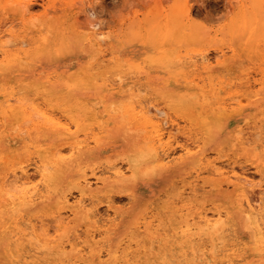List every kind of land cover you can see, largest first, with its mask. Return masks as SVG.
I'll return each mask as SVG.
<instances>
[{
	"label": "rangeland",
	"instance_id": "rangeland-1",
	"mask_svg": "<svg viewBox=\"0 0 264 264\" xmlns=\"http://www.w3.org/2000/svg\"><path fill=\"white\" fill-rule=\"evenodd\" d=\"M14 3H27V15L23 10L4 7ZM4 16L13 18L17 27L9 33L16 41V48L8 49L6 54L3 43L7 36L0 28V52L3 53H0V106L23 103L28 106H24L26 110L33 112L30 107L39 104L41 108L45 106L43 109L51 107L54 120L75 123L70 125L71 131L62 127L55 129L52 122L49 124L33 113L34 117L30 115L29 120L23 118L16 124L9 112H0L2 145L10 146L9 140L14 139V148L0 152V198L3 197L0 215L5 214L7 219L0 221V264H91L93 260L98 264L107 259L108 249L119 251L122 258L130 252L129 258L143 261L162 259L165 248V254L171 253L172 258L171 245L160 243L167 238L165 226L180 219L187 221L195 213L196 222L202 210L210 215L224 209V216L228 217L230 209L232 216L228 224L232 233L237 227L244 231L246 221L241 217L239 221L235 219L240 193L224 181L223 187L215 186L213 183L225 175L211 174L207 160L215 159L218 165L223 164V169L234 166L236 170H243L258 184L254 193L260 188L264 190L259 187L261 175L258 171L264 168L261 158L264 154V0H0V17ZM91 22L94 25L89 26ZM93 26L98 32H104L101 43L87 38ZM164 55L167 56L164 58ZM136 66L143 67L144 71H134ZM40 75L44 77L38 83L36 78ZM52 84L58 86V91L51 90ZM182 90L186 92L185 96H182ZM17 97L26 101L11 100ZM133 97L136 105L140 101L157 104L164 110L162 117L174 120L170 146L166 149L163 150L160 142H154L157 135L151 123L138 128L119 116V108L125 104L131 106ZM154 121L161 124L165 121L163 124L168 125L166 120ZM76 123L80 125V135L75 134ZM114 128L115 136L111 135ZM241 129L252 132V136H248L253 143L241 139ZM256 131L259 135L253 134ZM99 140H105V143L99 144ZM78 142L84 145L83 153L76 150ZM146 142L159 147L158 153L163 151L158 157L168 156L169 161L167 158L164 161L174 173L163 177L161 166L152 164V158L142 157L138 168L141 175H133L136 170L127 156L130 153L145 154L149 151ZM185 147L190 148V154L183 152ZM102 148L93 156L84 155L87 149ZM55 149L58 150L53 152ZM67 150L68 154L73 150V154H64ZM40 160L46 163L42 169L49 176L47 188L46 185L41 188L45 180L34 171ZM25 163H29L28 168L32 167L29 169L32 181L40 184L43 197L19 208L16 207L18 204L12 207L9 192L13 187L12 184L10 190L4 187L5 176L13 177V171ZM112 167L120 168L130 184L93 182L92 194L77 193L78 180L84 174L94 180L89 174L92 169L106 181H115ZM103 169L107 171L103 172ZM9 171L12 176L8 175ZM145 173L150 174L145 177ZM64 194L68 200L71 198L69 202L59 199ZM140 195L143 197L140 208L145 212L143 221L126 230L117 246L115 230ZM81 198L86 202L84 210L87 209L92 217L75 208L77 199ZM92 198L96 199L92 201ZM113 214L117 216L112 217ZM19 220L23 223L26 220V225ZM28 222L35 224L36 235L26 234ZM100 225L104 228H98ZM65 229L71 236L64 235ZM57 232L61 235L57 236ZM52 236L56 239H51ZM153 237L157 238L155 242ZM196 237L195 243L203 251L200 238ZM239 238L252 243L248 259L252 260V256L261 259L258 250L251 253V248L256 247L254 236ZM71 243L79 250L75 251ZM59 244L61 251L55 250ZM206 247L209 249L207 258H212L210 239ZM179 252L180 249H176L178 259ZM97 254H100L99 258Z\"/></svg>",
	"mask_w": 264,
	"mask_h": 264
},
{
	"label": "bare ground",
	"instance_id": "bare-ground-1",
	"mask_svg": "<svg viewBox=\"0 0 264 264\" xmlns=\"http://www.w3.org/2000/svg\"><path fill=\"white\" fill-rule=\"evenodd\" d=\"M189 11V10H188ZM187 11V12H188ZM189 13V12H188ZM193 13H194V11H193ZM187 16H189V15H187ZM190 18V17H189ZM91 25H94V23H90V25L89 26H91ZM96 25V24H95ZM89 28V27H88ZM92 28V27H91ZM93 30H92V33H90V35L89 36H87V38L88 39H90L91 41H93V42H97V43H101V39H102V37H103V34H104V32L102 33V32H98L96 29H95V27L93 26ZM87 30H89V29H87ZM105 36V35H104ZM64 40V39H63ZM66 40V39H65ZM68 40V39H67ZM45 41V40H44ZM84 41V40H83ZM1 42H3V41H1ZM22 42V41H21ZM25 41H23V43H24ZM66 41H64V44L67 46L68 45V43L66 44L65 43ZM68 42V41H67ZM22 43V44H23ZM103 43V42H102ZM3 44H5V43H3ZM55 44V43H54ZM57 44V43H56ZM107 44V43H106ZM51 45H53V44H51ZM65 45H64V47H65ZM101 45V44H100ZM56 46V45H55ZM59 46V45H58ZM57 46V47H58ZM95 46V45H94ZM63 47V46H62ZM102 47V46H101ZM148 47V46H147ZM166 47V46H165ZM16 48V47H15ZM14 48V49H15ZM150 48V47H149ZM0 49H2V48H0ZM25 49V48H24ZM23 49V50H24ZM53 49V48H52ZM58 49H60V47L58 48ZM62 49V48H61ZM60 49V50H61ZM67 49H69V47H67ZM146 49V48H145ZM66 50V49H65ZM148 50V49H147ZM4 51V50H3ZM2 51V52H3ZM149 51V50H148ZM162 51V50H161ZM59 52H61V51H59ZM147 52V51H146ZM1 53V52H0ZM54 54H55V51L53 52ZM167 53H169V52H167ZM1 54H3V53H1ZM103 54H105V53H103ZM144 54H146V53H144ZM9 55V54H8ZM14 55V54H13ZM58 55V54H57ZM169 55V54H168ZM10 56V55H9ZM156 56H158V55H156ZM167 56V55H166ZM165 55H164V58L166 57ZM12 57V56H11ZM14 57V56H13ZM155 57V56H154ZM163 57V56H162ZM1 58V57H0ZM147 58V57H146ZM152 58H153V56H152ZM157 58V57H156ZM93 59V58H92ZM134 59V58H133ZM148 59V58H147ZM111 60H112V57H111ZM131 60V59H130ZM154 60V59H153ZM133 61V60H132ZM151 61V60H150ZM92 62V61H91ZM90 62V63H91ZM138 62H140V61H138ZM137 62V63H138ZM153 62V61H152ZM136 63V64H137ZM134 64V63H133ZM168 68V67H167ZM44 72H46V71H44ZM171 72V71H170ZM43 77H44V75H40L39 77H37L36 78V81L39 83L40 81H43L42 79H43ZM47 77H48V75H47ZM51 77V76H50ZM124 77V76H123ZM175 77H176V74H175ZM45 78H46V76H45ZM117 78H119L118 77V75H117ZM177 78V77H176ZM112 82V81H111ZM10 84V83H9ZM12 84V83H11ZM106 84H108L107 83V81H106ZM165 84H166V82H165ZM109 85V84H108ZM6 87H7V85H6ZM7 88H9V87H7ZM6 88V89H7ZM5 88H4V90H6ZM15 90H17V89H15ZM51 90L52 91H58V86H56V84H52V86H51ZM181 93L183 94L182 96H185L186 95V92L185 91H181ZM20 97V96H19ZM18 98V97H17ZM201 98V97H200ZM24 99V98H23ZM19 100V98L18 99H14V98H11V100H13V101H22V102H25L24 100ZM9 100H10V98H9ZM45 100V99H44ZM8 100H6V102H7ZM174 101V100H173ZM172 101V102H173ZM42 102L43 103H45V101H43L42 100ZM175 102V101H174ZM21 103V102H20ZM19 103V104H20ZM29 103V102H28ZM59 103V102H58ZM15 104V103H14ZM31 104H32V102H31ZM44 105V104H43ZM46 105V104H45ZM138 107H136L134 110H133V108H132V106H129V105H123L122 107H120L119 109H120V114H119V116L120 117H123L126 121H128V122H130L131 123V125H133L134 127H140L142 124H146V123H151L154 127H155V130H156V135H157V137H156V141L154 140V142H160L161 143V137H163V140H164V138H165V136L167 137V139L166 140H164V142H165V144L163 145V150L164 149H166V146L167 145H169V138H171V136H172V128H174L175 127V123H174V120L173 119H171V118H169V117H162V113L164 112V110H163V108H160L157 104H142V102L140 101V102H138ZM24 106H26V105H24ZM23 106V103L21 104V105H13L12 103H6L3 107H1L0 106V112H2V111H7V112H9V114H10V117L11 118H13V120H15L16 121V124H17V122L18 121H20L21 119H23V118H25V119H28V118H30V115L31 116H33L34 117V115H33V113H35V114H37L39 117H42V118H44V119H46L47 121H49L48 123L50 124V122H52L55 126L53 127V125H52V127L53 128H55V127H57V128H59V127H61V125H66V124H69V122H66V123H63V122H60V120H54V116H52L51 117V107H49V108H47V109H43V108H41L40 106H39V104H34V105H32L31 107H30V109L31 110H34L33 112H30L29 110H26V108ZM179 106V105H178ZM27 108H28V106H26ZM222 109H225V107L224 106H222L221 107ZM221 111V110H220ZM60 113H61V111H59ZM217 112H219V111H217ZM49 113H50V115H49ZM64 113V112H63ZM220 114V113H219ZM165 116V115H164ZM28 117V118H27ZM67 117V116H66ZM133 118V119H132ZM203 118H205V117H203ZM33 119V118H32ZM67 119V118H66ZM73 119V118H72ZM154 119H162V120H166L167 122H168V125L167 126H165V124H161V123H158V122H155L154 121ZM29 120V119H28ZM27 120V121H28ZM39 121V120H38ZM75 121V120H74ZM35 122V121H34ZM21 123V122H20ZM23 123H25L24 122V120H23ZM36 123V122H35ZM39 123H40V121H39ZM48 123H47V125H45V126H48ZM75 123V122H74ZM73 124V123H72ZM164 125V126H163ZM207 125V124H206ZM75 126H76V124H75ZM170 127V128H169ZM207 127H209V124H208V126ZM258 127V126H257ZM257 127H255L256 129H257ZM260 128V127H259ZM56 129V128H55ZM63 129H66V130H68V128H63ZM262 129V128H261ZM13 130V129H12ZM23 130V129H22ZM174 130V129H173ZM207 130V129H206ZM260 130V129H259ZM25 131V130H24ZM98 131H100V130H98ZM101 131H103V130H101ZM129 131V130H128ZM81 132H83V131H81ZM86 132H88V131H86ZM24 133V132H23ZM90 133V132H89ZM115 133H117L116 132V129L114 128V130L111 132V135H113V136H115L114 134ZM259 131H256L255 133H253V134H258L259 135ZM19 134V133H18ZM97 134V133H96ZM150 134V133H149ZM239 134H242V137H241V139H244V140H246V142H252L251 141V137H249L248 135L250 134L251 136H252V132H248V131H244V129H241V131L239 132ZM78 135H80V134H78ZM98 135V134H97ZM100 135V134H99ZM151 135V134H150ZM200 135H201V133H200ZM208 135V134H207ZM264 135V134H263ZM10 136L11 137H13L11 134H10ZM254 136V135H253ZM24 137H25V134H24ZM77 137V136H76ZM76 137H74V138H76ZM87 137V136H86ZM89 137V136H88ZM147 137V136H146ZM189 137H191V136H189ZM193 137H195V136H193ZM27 138V137H26ZM254 139H257V138H255V137H253ZM1 139H3L4 140V137H0V152H4V150H6V149H12V148H14V145H12V141L14 140V139H12L11 138V140H9V142L11 143V145L10 146H4V145H2L3 144V141H1ZM147 139V138H146ZM27 140V139H26ZM83 140V139H82ZM88 140V139H87ZM92 140H93V138H92ZM91 141V140H90ZM105 140H99V141H97V142H99V144L101 143H105L104 142ZM235 141V140H234ZM263 141V140H262ZM93 142V141H92ZM153 142V141H152ZM244 143V144H246L247 145V143ZM254 142V141H253ZM252 142V143H253ZM71 143V142H70ZM90 143V142H89ZM147 143V142H146ZM199 143V142H198ZM256 143H258V141L256 142ZM98 144V143H97ZM98 144V145H99ZM141 144V143H140ZM75 145V144H74ZM142 145V144H141ZM155 145V144H154ZM183 145H186V144H183ZM240 145V144H239ZM263 145V144H262ZM43 146H45V145H43ZM50 146V145H49ZM54 146V145H53ZM66 146V145H65ZM84 145H82V144H80V142H78L77 143V149L76 150H78V151H80L81 153H83L82 151H85V148H82ZM160 146V145H159ZM170 146V145H169ZM188 146V145H187ZM195 146V145H194ZM252 146H256V145H252ZM40 147V146H39ZM61 147H62V145H61ZM140 146H138V148H139ZM145 147L147 148V149H149V151H147L145 154H138L137 155V153H130V155H128L127 156V158H128V160H129V162H132L133 163V165H134V169L136 170V172L133 174L134 176L135 175H138V176H140L141 174H140V172L138 171V168L140 167V163L142 162V157H146L147 159H150V158H152L153 159V161L154 162H152V164L154 163V165L155 166H161L162 167V176L163 177H168L169 175H171L172 173H174V172H172V171H174V170H172L170 167H168L167 165H166V161H164L167 157H158V154H160V153H162V152H160V153H158V149H159V147H158V149H157V146H153V143L152 144H145ZM192 147V146H191ZM232 147V146H231ZM263 147V146H262ZM56 148V147H55ZM76 148V147H75ZM101 148V147H100ZM100 148H98V149H100ZM98 149H87V150H89V151H87L86 150V152H84V155H90V156H93V155H95L97 152H100V151H102L103 150V148L101 149V150H98ZM256 149V148H255ZM255 149H253V150H255ZM49 150V149H48ZM56 150H58V149H55V150H53V152L54 151H56ZM74 150V149H73ZM73 150H71V154H73ZM141 150H142V148H141ZM257 150V149H256ZM32 151V150H31ZM30 151V152H31ZM69 151H70V149H69ZM68 150H67V153L65 152L64 154H68V153H70ZM144 151V150H143ZM186 152V153H188V154H190V148L189 147H185V150H183V152ZM258 151V150H257ZM52 152V153H53ZM165 152H169V151H166L165 150ZM182 152V153H183ZM264 152V151H263ZM32 153H33V151H32ZM59 153V152H58ZM57 153V154H58ZM144 153V152H143ZM194 153H196V152H194ZM200 153V152H199ZM258 153V152H257ZM37 154V153H36ZM35 154V155H36ZM55 154V153H54ZM63 154V153H62ZM61 154V155H62ZM63 154V155H64ZM71 154H68L67 156H69V155H71ZM168 154V153H167ZM60 155V156H61ZM182 155V154H181ZM206 155V154H205ZM219 155V154H218ZM258 155V154H257ZM50 156V155H49ZM67 156H64V157H67ZM170 157L172 156V155H169ZM179 156V155H178ZM197 156V155H196ZM195 156V157H196ZM208 156V155H207ZM222 156V155H221ZM54 157V156H53ZM53 157H52V159H53ZM59 157V156H58ZM177 157V156H176ZM203 157H204V155H203ZM258 157H259V155H258ZM29 158V157H28ZM38 158V157H37ZM36 158V159H37ZM63 158V157H62ZM61 158V159H62ZM173 158V157H172ZM168 159V161H169V158H167ZM166 159V160H167ZM176 159V158H175ZM177 159H178V157H177ZM207 159H209V158H207ZM202 160H205V159H202ZM37 161V160H36ZM172 161V160H171ZM174 161H176V160H174ZM236 161V160H235ZM200 162V161H199ZM223 162V161H222ZM221 162V163H222ZM226 162H228V161H226ZM230 162V161H229ZM234 162V161H233ZM232 162V163H233ZM54 163V162H53ZM52 163V164H53ZM196 163H198V162H196ZM207 163L209 164V166H210V171H211V174H216V175H225V177L223 178V179H221V180H218L217 182H215V183H213L215 186H217L218 188H221V187H223V181H224V184L225 185H231V186H233V187H235V189L236 190H238V192L240 193V197H239V199H238V203H237V207H236V209H237V217H235V219H236V221L238 220L239 221V217H241L244 221H246V219H247V217L250 215L251 217H252V223L254 224V223H256V221H257V218H258V216H259V214H260V200H261V197H262V195H264V190H262L261 188H260V190L258 191V193H254V188H255V186H257L258 184L257 183H255V182H253L252 181V179L248 176V175H250V174H245L244 173V171L243 170H241V171H239L238 169L236 170V167H234V166H230L229 168H227V169H223V164H221V165H218L217 164V162L215 161V159H212V160H207ZM10 164V163H9ZM21 164V163H20ZM151 164V165H152ZM194 165H195V163H193ZM208 164H206V166L208 165ZM227 164V163H226ZM235 164V163H234ZM22 165H24V168H23V170H21L20 169V167L18 168V170H14L13 172V174H11L10 172L11 171H9L8 173H10V174H8V175H13V177H18L19 178V180H18V184H17V182H10L9 184L5 181V180H3V181H5V184L6 185H4V183L2 184V185H4V187H6L7 189H11L12 187V189H11V191L9 192V196L10 197H12L11 198V202H12V207H14L15 205H17L16 207H18L19 208V206H21L22 204H24V203H31L32 201H34L35 199H37V198H42L43 197V193H42V191L40 190V187H39V185L38 184H36L35 182L33 183V181H32V175L30 174V172H29V169L30 168H32V167H30V168H28V166H29V163H25V164H22ZM46 165V163H44V162H42V160H40V162H38V163H36V165H35V167H34V171L38 174V175H40V177L42 178L41 180H45V182H43L42 183V181H41V183H42V186H41V188H43V187H45V185H46V188H47V181H46V179H47V177H49L45 172H44V169H42V166L44 167ZM56 165V164H55ZM114 165V164H113ZM116 165V164H115ZM125 165V164H124ZM150 165V164H149ZM232 165V164H231ZM32 166H34V165H32ZM87 166V165H86ZM228 166V165H227ZM226 166V167H227ZM237 166V165H236ZM239 166V165H238ZM16 167V166H15ZM49 167V166H48ZM77 167V166H76ZM80 167V166H79ZM81 167H83V165L81 166ZM85 167V166H84ZM83 167V168H84ZM111 167V166H110ZM123 167V166H122ZM145 167V166H144ZM154 167V166H153ZM204 167H205V164H204ZM208 167V166H207ZM14 168V167H13ZM45 168V167H44ZM83 168H80V169H83ZM85 168H87V167H85ZM84 168V169H85ZM109 168V167H108ZM200 168V167H199ZM209 168V167H208ZM225 168V167H224ZM77 169H78V167H77ZM95 169V168H94ZM122 169V168H121ZM171 169V170H170ZM240 169H241V166H240ZM31 170V169H30ZM47 170V169H46ZM93 170V169H92ZM91 170V172H89V174L91 173L92 174V179L94 178V180L93 181H91V180H89V179H91V178H89L88 179V177L84 174L83 176H82V178L80 179V180H78V183H77V185H78V189H79V192H77V193H79V195H84V194H87V193H89V194H92L91 192V184L94 182V183H102L103 185L104 184H107V183H120L121 185H128V184H130V181L129 180H127L126 178H124V176L122 175V173H121V170H120V168H113L112 167V173L114 174L113 176H115V178H117L115 181H106V179L104 178V177H100L99 175H96L95 174V172L94 171H92ZM109 170V169H108ZM151 170V169H150ZM191 170H192V168H191ZM85 171V170H84ZM87 171V170H86ZM101 171V170H100ZM105 171H107L106 169L104 170L103 169V172H105ZM111 171V170H110ZM128 171V170H127ZM185 171V170H184ZM194 171V170H193ZM198 171V170H197ZM79 172H82V170L81 171H79ZM102 172V171H101ZM109 172V171H108ZM107 172V173H108ZM124 172V171H123ZM148 172V171H147ZM201 172V171H200ZM208 172H209V170H208ZM32 173V172H31ZM97 173V172H96ZM130 173H132V172H130ZM129 173V174H130ZM144 173V172H143ZM189 173V172H188ZM197 173V172H196ZM88 174V175H89ZM100 174V173H99ZM111 174V173H110ZM128 174V175H129ZM191 174H193V173H191ZM105 175V174H104ZM104 175H102V176H104ZM127 175V174H126ZM165 175V176H164ZM109 176V175H108ZM111 176H112V174H111ZM133 176V177H134ZM187 176V175H186ZM189 176V175H188ZM5 177H10V176H5ZM39 177V178H40ZM107 177V176H106ZM183 177V176H182ZM39 178H38V180H39ZM67 178H69V177H67ZM107 178H109V177H107ZM78 179V178H77ZM110 179H113V178H110ZM76 180V179H75ZM132 180H133V178H132ZM68 181V180H67ZM73 181V180H72ZM254 181H256V180H254ZM74 182V181H73ZM257 182V181H256ZM259 182V181H258ZM72 183V182H71ZM8 184V185H7ZM11 184H12V187H11ZM9 185H10V188H9ZM30 185H35V187H33V188H31L30 190H27V186H30ZM53 185V184H52ZM98 185V184H97ZM194 186V185H193ZM17 187H19V189H21V191H18L17 190ZM259 187H261V185L259 186ZM45 188V189H46ZM119 188V187H118ZM121 188V187H120ZM185 188V187H184ZM197 188V187H196ZM196 188H195V190H196ZM199 188V187H198ZM197 188V189H198ZM2 189V188H1ZM126 189V188H125ZM124 189V190H125ZM199 189H202V188H199ZM122 190V189H121ZM5 191V190H4ZM77 191V190H76ZM129 191V190H128ZM6 192V191H5ZM51 192V191H50ZM126 192H127V190H126ZM4 193V192H3ZM75 193V192H74ZM8 194V193H7ZM69 194V193H68ZM94 195V194H93ZM69 196V195H68ZM72 196H73V194H72ZM104 196H105V194H104ZM75 197H76V195H75ZM85 197H87V196H85ZM3 198V197H2ZM2 198H0V199H2ZM183 198V197H182ZM61 201H64V202H66L67 200H68V197H67V194L65 195H62L61 196V198H59ZM71 198L69 197V200H70ZM73 199V198H72ZM84 199V198H83ZM83 199L81 198L80 200L79 199H77L78 200V202H77V204H76V206H75V208L77 209V210H80L81 212H83L84 213V215L85 216H90V215H88V212H87V209L86 210H84L85 209V203L86 202H83ZM88 199H90V197L88 198ZM94 199H96V198H92V201L94 200ZM69 200H68V202H69ZM87 200V199H86ZM85 200V201H86ZM1 201H3V200H1ZM89 201V200H88ZM88 201H87V203H88ZM182 201H184V200H182ZM56 202V201H55ZM90 202H91V200H90ZM142 202H143V197H142V195H140V196H138L137 197V199H136V201L134 200V204L131 206V208L129 209V210H127V213H125V215H124V218H123V222H122V224H121V226L119 227V228H117L116 230H115V232L117 233V236H116V238H117V241L115 242V244L118 246V245H120L121 244V242H122V239H123V237H124V235L127 233L126 232V230H131V229H133V228H135L136 226H137V224L138 223H140L141 222V220H142V218H144V215H145V212L144 211H141V204H142ZM58 203H60V204H62L63 202H58ZM59 204V205H60ZM210 204V203H209ZM11 205V204H10ZM182 205V204H181ZM192 205H194V204H192ZM188 206V205H187ZM197 206V205H196ZM11 207V208H12ZM64 207H67V206H64ZM88 207H89V205H88ZM87 207V208H88ZM91 207V206H90ZM89 207V208H90ZM218 207V206H217ZM57 208V207H56ZM60 208V207H59ZM185 208H186V206H185ZM208 208V207H207ZM61 209V208H60ZM67 209V208H66ZM91 209H94L93 207L91 208ZM194 209H196V208H194ZM200 209V208H199ZM180 210V208L177 210V211H179ZM197 210V209H196ZM66 211V210H65ZM95 210H93V212H94ZM209 211H210V209H209ZM62 212V211H61ZM66 212H68V211H66ZM97 212V211H96ZM65 213V212H64ZM210 213V212H209ZM209 213H207L206 212V210H202L200 213H199V216H198V220L196 221V222H194L195 224H196V227L194 228V232H196V233H198L199 232V221L201 220V219H204V221H205V224L207 223V221H208V219H211L212 220V223L213 224H215V222H216V219L217 218H220V211L218 210V211H216V212H212L210 215H209ZM23 214V213H22ZM67 214V213H66ZM71 214V213H70ZM196 214V213H195ZM47 215V214H46ZM69 215V214H68ZM98 215V214H97ZM117 215H119V212H118V214ZM116 215V216H117ZM24 216V215H23ZM26 216V215H25ZM36 216V215H35ZM42 215H40V217H41ZM52 216V215H51ZM64 216V215H63ZM73 216V215H72ZM114 214H113V216L112 217H116ZM17 217V216H16ZM90 217H92V215L90 216ZM94 217H95V215H94ZM100 217H102L101 215H100ZM107 217V216H106ZM147 217V216H146ZM149 217V216H148ZM32 218V217H31ZM45 218V217H44ZM64 218V217H63ZM96 218V217H95ZM104 218V217H103ZM110 218V217H109ZM118 218H119V216H118ZM35 219V218H34ZM47 219V218H46ZM54 219V218H53ZM56 219V218H55ZM98 219V218H97ZM101 219V218H100ZM146 219V218H145ZM3 220H5V221H7V219H6V215L5 214H1L0 215V221H3ZM33 220V219H32ZM96 220V219H95ZM106 220V219H105ZM105 220L103 221V222H105ZM108 220V219H107ZM111 220V219H110ZM147 220H149V219H147ZM151 220V219H150ZM154 220V219H153ZM18 221V220H17ZM17 221H15V222H17ZM20 221V220H19ZM36 221H39V220H37L36 219ZM98 221H99V219H98ZM143 221V220H142ZM20 222H22V221H20ZM68 222V221H67ZM96 222V221H95ZM101 222V221H100ZM14 223V222H13ZM28 223H30V222H28ZM147 223V222H146ZM149 223V222H148ZM156 223V222H155ZM164 223V222H163ZM16 224V223H15ZM22 224H24V226L26 225V220H25V222L23 223L22 222ZM144 224H145V222H144ZM35 224H33V223H30V224H28L26 227H25V230H27V233L26 234H28V235H33V234H35L36 235V232H35V226H34ZM98 225V224H97ZM103 225H105L104 223H103ZM103 225H100V226H98V228H100V227H103ZM109 225V224H108ZM140 225H142V224H140ZM156 225V224H155ZM40 226L41 225H39V229H40ZM111 226V225H110ZM154 226V225H153ZM185 226H187V223H186V225ZM51 227H53V226H51ZM55 227V226H54ZM144 227V226H143ZM37 228H38V224H37ZM77 228H80V227H77ZM104 228V227H103ZM154 228H156V227H154ZM42 229V228H41ZM47 229V228H46ZM139 229H141V228H139ZM158 229V228H157ZM48 230V229H47ZM79 230V229H78ZM94 230V229H93ZM93 230H92V232H93ZM107 230V229H106ZM160 230V229H159ZM161 231V230H160ZM43 232V231H42ZM46 232H48V231H46ZM49 232H51V230L49 231ZM97 232V231H96ZM162 232H163V230H162ZM232 232V231H231ZM9 233V232H8ZM45 233V232H44ZM95 233V232H94ZM21 234H22V232H21ZM38 234V233H37ZM77 234H79V231L77 232ZM70 235V234H69ZM82 235V234H81ZM81 235H79V236H81ZM165 235V234H164ZM71 236V235H70ZM77 236V235H76ZM259 236V231L257 230L256 231V233L254 234V240H255V244H256V238ZM30 237V236H29ZM28 237V238H29ZM53 237V236H52ZM73 237V236H72ZM97 237V236H96ZM95 237V238H96ZM252 237V236H251ZM49 238H51V237H49ZM197 238V237H196ZM198 238H199V236H198ZM52 239V238H51ZM50 239V240H51ZM75 239V238H74ZM79 239V238H78ZM252 239V238H251ZM37 241V240H36ZM150 241H151V239H150ZM100 242V241H99ZM26 244H27V242H26ZM35 244H36V242H35ZM137 243H135V245H136ZM252 244V243H251ZM24 245H25V243H24ZM67 245H68V243H67ZM152 244H151V242H150V246H151ZM26 246V245H25ZM24 246V247H25ZM71 246H72V248L75 250V251H78L79 250V248H77L78 246H76V248H74L75 246H74V244L73 243H71ZM130 246V245H129ZM207 246V245H206ZM31 248H33V246H30ZM104 247V246H103ZM140 247V246H139ZM66 248V247H65ZM100 248V247H99ZM113 248V247H112ZM136 248H138V246L136 247ZM15 249V248H14ZM24 249V248H23ZM27 249H29V248H27ZM61 249H62V246L59 244V245H57V247L55 248V250H57V251H61ZM78 249V250H77ZM90 249H91V246H90ZM89 249V250H90ZM127 249V248H126ZM139 249H141V247L139 248ZM138 249V250H139ZM144 249V248H143ZM32 250H34V249H32ZM70 250V249H69ZM114 250V249H113ZM112 250V254H113V256L115 257V255H116V252H114ZM118 250H119V248H118ZM128 250V249H127ZM157 250V249H156ZM203 250V249H202ZM256 250H258V247H255V248H251V253L252 254H254V252L256 251ZM29 251V250H28ZM96 251V250H95ZM117 251V250H116ZM171 252H172V250H170ZM211 251V250H210ZM36 252H37V250H36ZM103 252V251H102ZM101 252V253H102ZM104 252H106V251H104ZM103 252V253H104ZM83 253V252H82ZM81 253V254H82ZM107 253V252H106ZM105 253V254H106ZM133 253V252H132ZM104 254V255H105ZM136 254V253H135ZM80 255V254H79ZM163 255H165V256H163ZM163 255H161V258L163 259V258H165V257H167V258H171V253H168V254H165V248H164V254ZM101 256H103L102 254H101ZM122 256V255H121ZM100 257V254H97V258H99ZM132 257V256H131ZM159 258V257H158ZM177 259H178V257H176ZM66 259V258H65ZM73 259V258H72ZM72 259H71V261H72ZM77 259V258H76ZM249 260H251L250 258H249ZM260 260L261 259H259V258H257V257H254L253 258V256H252V261H254V264H259V262H260ZM77 261V260H76ZM80 261V260H79ZM60 262V261H59ZM71 263V262H70ZM78 264V263H77ZM98 264H100V261H98Z\"/></svg>",
	"mask_w": 264,
	"mask_h": 264
},
{
	"label": "snow or ice",
	"instance_id": "snow-or-ice-1",
	"mask_svg": "<svg viewBox=\"0 0 264 264\" xmlns=\"http://www.w3.org/2000/svg\"><path fill=\"white\" fill-rule=\"evenodd\" d=\"M7 9L9 7L23 10V13L27 15L29 11V5L27 3H14L9 5H4ZM223 19V17H222ZM11 21V22H10ZM17 27V22L9 17L4 16L0 17V28L4 29V34L7 36L5 40V54L7 50L15 47L16 41L13 40L12 36L9 34L14 32ZM105 59H107V55L105 53ZM134 71L143 72L144 68L141 66H136ZM264 88V85H262ZM130 104L133 110L138 107L135 104V98L133 97ZM74 123L70 121L69 124L61 125L62 128H68L71 131L70 125ZM80 133V125L76 123V133ZM171 140V138H169ZM264 140V137H262ZM165 142L163 137H161V145H164ZM264 159V154L261 156ZM21 170H23L24 165L19 166ZM261 180L260 185L264 188V168L258 169ZM150 173H145V177H147ZM18 177H6V182H17ZM40 183V181H37ZM35 187V185L27 186V190ZM18 191H21L19 187H17ZM178 203V202H177ZM92 209H89L91 213ZM220 218L216 219L215 224L212 223L211 219H208L205 224L204 219L199 221V232H194V228L196 224L194 223L195 214L193 216L188 217L187 221L184 219H180L178 222H174L171 226H165V231L167 232V238L162 239L160 241L162 246L171 245L173 256L172 258H163V259H152V260H140V259H131L130 252L125 254L122 258L119 251H117L115 257L112 254V250L108 249L107 259L100 261V264H254V261L248 259L249 255V247L251 241L241 240L240 236H254L256 231H259V236L256 238L255 246L258 247L259 255L261 260L259 264H264V195H262L260 200V214L257 218L256 223H252V217L249 215L245 222V228L242 232L239 227H237L236 232L233 234L231 232V225L228 224V219L231 218L232 212L229 209V216H224V209H220ZM187 223V226L185 224ZM59 228V225H57ZM61 235L57 232V236ZM64 235H69V230L65 229ZM199 236L201 245L203 246V251L197 247L195 243V237ZM52 239H56V237H52ZM157 238L153 237V241L155 242ZM208 239L211 240V255L212 258L208 257L209 249L206 247L208 243ZM189 242H191V247H189ZM156 245L153 243V249L155 250ZM176 249H180L179 259L176 258ZM86 251V249H84ZM103 251V250H102ZM16 264V262H13ZM83 264V262H80ZM91 264H96L95 260L91 262Z\"/></svg>",
	"mask_w": 264,
	"mask_h": 264
}]
</instances>
